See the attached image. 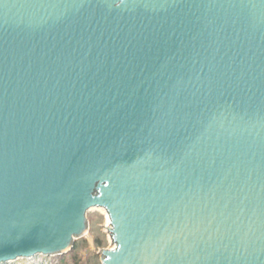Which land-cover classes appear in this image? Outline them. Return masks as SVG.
<instances>
[{
  "label": "water",
  "instance_id": "1",
  "mask_svg": "<svg viewBox=\"0 0 264 264\" xmlns=\"http://www.w3.org/2000/svg\"><path fill=\"white\" fill-rule=\"evenodd\" d=\"M92 207L101 264H264V0H0V264Z\"/></svg>",
  "mask_w": 264,
  "mask_h": 264
},
{
  "label": "rangeland",
  "instance_id": "2",
  "mask_svg": "<svg viewBox=\"0 0 264 264\" xmlns=\"http://www.w3.org/2000/svg\"><path fill=\"white\" fill-rule=\"evenodd\" d=\"M86 217L89 229L84 238L88 241L87 247L81 246L80 244L77 251H72V249H70L62 255L38 257L36 259V262L38 264H60V260L73 263L76 259L81 262H85L92 257V254L97 255L100 260V249L114 246V243L112 242L106 230L107 215H105V212L101 209H90L86 213ZM95 238H99L102 240L101 246L97 247L96 245H94L93 240ZM78 240H80V238ZM36 262L33 260H18L8 264H35Z\"/></svg>",
  "mask_w": 264,
  "mask_h": 264
},
{
  "label": "trees",
  "instance_id": "3",
  "mask_svg": "<svg viewBox=\"0 0 264 264\" xmlns=\"http://www.w3.org/2000/svg\"><path fill=\"white\" fill-rule=\"evenodd\" d=\"M93 243H94V245H96L98 247V246L102 245V240L99 239V238H95L93 240ZM80 244H81V246L87 247V245H88L87 239L82 237V238H80V240H78V239L75 240V242L73 244L72 251H77ZM91 256L92 257L90 259H88L87 261H85V262H81L78 259L74 260L73 263L66 262L64 260H60L59 262H60V264H101L99 258L97 257V255L92 254Z\"/></svg>",
  "mask_w": 264,
  "mask_h": 264
},
{
  "label": "bare ground",
  "instance_id": "4",
  "mask_svg": "<svg viewBox=\"0 0 264 264\" xmlns=\"http://www.w3.org/2000/svg\"><path fill=\"white\" fill-rule=\"evenodd\" d=\"M92 209H101L102 211L105 212V215H107V212L102 207H92ZM106 227H109V217L108 216H107V225H106ZM111 247H113V246H111Z\"/></svg>",
  "mask_w": 264,
  "mask_h": 264
}]
</instances>
